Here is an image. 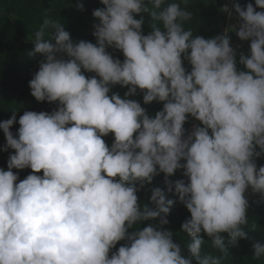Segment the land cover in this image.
<instances>
[{
  "label": "clouds",
  "instance_id": "obj_1",
  "mask_svg": "<svg viewBox=\"0 0 264 264\" xmlns=\"http://www.w3.org/2000/svg\"><path fill=\"white\" fill-rule=\"evenodd\" d=\"M101 3L92 13L96 43L73 41L47 16L29 36V55L43 57L31 95L58 107L24 111L18 121L13 111L0 122L4 151L15 150L0 168V264H224L225 240L238 246L248 238L247 190L264 198V165L256 163L264 155V11L256 10L264 0L233 5L236 35L250 41L239 60L228 36L233 27L212 38L194 35L184 27L192 12L177 0ZM222 10L232 16L227 5ZM144 13L159 22L148 34ZM115 85L128 88L123 97ZM138 90L144 104L163 108L149 115L129 98ZM189 115L202 126L186 134ZM110 133L109 147L103 137ZM25 168L32 173L19 180L13 169ZM179 169L187 182L169 183ZM160 173L177 199L155 187L153 207L142 206L138 192ZM177 200L190 213L181 225L191 238L186 246L165 227ZM204 235L222 256L202 254ZM253 248L254 259L264 258V242Z\"/></svg>",
  "mask_w": 264,
  "mask_h": 264
},
{
  "label": "trees",
  "instance_id": "obj_2",
  "mask_svg": "<svg viewBox=\"0 0 264 264\" xmlns=\"http://www.w3.org/2000/svg\"><path fill=\"white\" fill-rule=\"evenodd\" d=\"M170 2V0H166ZM181 3V7H188L192 12V19L184 22L186 29H191L193 34L200 35L204 38H212L219 35L220 23L223 18V6L226 0H177ZM235 3L245 6L247 3H252L255 6V0H234ZM83 4V10H79L77 5ZM151 7V5H149ZM105 7L101 0H0V122L11 118L13 111H16L17 121L23 115L24 111H46L51 113L57 109L58 102L49 103L47 101L38 102L31 95L29 81L39 68V61L43 58L40 54L30 56L29 53L33 50L34 44L29 40L34 37V34L39 30L45 16L53 20L59 21L71 35L73 41H90L96 43L93 36L95 31L94 25L99 23L98 18L93 16V11ZM257 11L264 9L256 8ZM233 13L236 17L238 14ZM145 23L142 26L143 33L148 34L151 31L149 24L157 23L151 21L150 13L143 14ZM137 19L140 17L137 16ZM239 18V17H238ZM52 34V29L46 31V38ZM107 51L115 58L123 61L124 56L120 50L108 48ZM67 58V57H65ZM239 60V57H237ZM238 68H243L242 65H237ZM186 71L191 70V65L188 61H184ZM86 77L94 76L95 73L85 72ZM128 91L127 87L115 85L112 87V92L119 93L121 97ZM111 94V93H110ZM141 103L149 115H154L157 111L163 108V102L153 101L150 104L143 103V93L139 90L135 96L129 97ZM193 121L195 126H202L201 122L189 115L184 127L188 134V126ZM19 128L18 122L10 129L14 134ZM109 147L114 142V135L109 134L103 137ZM6 138L3 130L0 129V168H7V161L10 154H14L13 149L4 151ZM259 150V149H257ZM258 166L264 165V155L256 159ZM17 173L19 180H23L27 175L32 173L30 168L13 169ZM42 171L38 175H42ZM178 179L187 178L183 176V170L179 169L176 173L169 177V183L174 185ZM19 180L17 182H19ZM155 187H160L165 190L169 199H177L173 190L169 192L168 184L165 182L164 174L153 178L151 184L145 185L138 192L139 202L148 207H153L150 202L151 191ZM246 196L249 201L248 225L246 227L247 239H240L238 246H232L228 240H225V245L228 249L229 258L224 261V264H264V258L260 260L254 259L253 244L256 241L264 242V198H261L259 193H253L248 189ZM190 217V213L186 207L177 200V203L172 207L167 217L169 224L165 227L174 233V240L186 246L191 242V238L181 231V225L186 218ZM149 223H158V219L154 221L142 222L140 227L143 228ZM131 231V230H130ZM204 245H202V254L211 253L213 255L222 256L219 250L212 247L211 241L204 235ZM126 241H120L116 245V251ZM111 255V253H110Z\"/></svg>",
  "mask_w": 264,
  "mask_h": 264
},
{
  "label": "built area",
  "instance_id": "obj_3",
  "mask_svg": "<svg viewBox=\"0 0 264 264\" xmlns=\"http://www.w3.org/2000/svg\"><path fill=\"white\" fill-rule=\"evenodd\" d=\"M234 0H226V4L229 7V10L232 12V16L229 17L228 13L222 12L223 18L220 20V32L219 35L225 34L226 29L233 27L234 30L228 32L230 38L231 46L237 50V57L240 54H249L250 53V41H242L236 35V30L239 27V18L236 17L233 13L232 3ZM194 127L193 121L189 124L188 128Z\"/></svg>",
  "mask_w": 264,
  "mask_h": 264
},
{
  "label": "rangeland",
  "instance_id": "obj_4",
  "mask_svg": "<svg viewBox=\"0 0 264 264\" xmlns=\"http://www.w3.org/2000/svg\"><path fill=\"white\" fill-rule=\"evenodd\" d=\"M193 130V127L192 128H190V130H188V134L191 132Z\"/></svg>",
  "mask_w": 264,
  "mask_h": 264
},
{
  "label": "crops",
  "instance_id": "obj_5",
  "mask_svg": "<svg viewBox=\"0 0 264 264\" xmlns=\"http://www.w3.org/2000/svg\"><path fill=\"white\" fill-rule=\"evenodd\" d=\"M192 128V127H191ZM188 130H190V128H188Z\"/></svg>",
  "mask_w": 264,
  "mask_h": 264
}]
</instances>
